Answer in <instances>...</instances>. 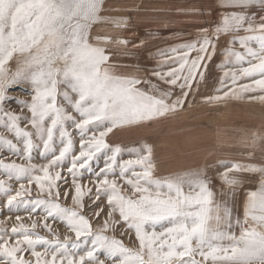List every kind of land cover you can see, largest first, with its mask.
<instances>
[{
    "label": "snow or ice",
    "instance_id": "snow-or-ice-1",
    "mask_svg": "<svg viewBox=\"0 0 264 264\" xmlns=\"http://www.w3.org/2000/svg\"><path fill=\"white\" fill-rule=\"evenodd\" d=\"M215 9L216 22L194 39L149 53L154 66L137 64L125 74L109 46L134 57L129 41L92 35L97 24H127L101 15L104 0H0V129L12 137L0 135V197L18 222L0 227V264H264V161L224 165L225 193L204 169L158 177L151 145L124 159L125 149L107 139L114 129L191 107L189 97L202 87L213 89L202 97L206 104L264 103V0H216ZM17 88L31 100L11 96ZM13 102L27 113L11 110ZM260 142L257 133L247 141ZM9 156L23 163H6ZM244 174L259 179L244 193L241 217ZM85 177L95 190L82 185ZM70 194L74 208L60 202ZM22 212L42 216L53 238L37 232L35 221L23 224ZM57 222L74 241L60 239L50 227ZM117 226L121 235L134 234L137 249L116 238Z\"/></svg>",
    "mask_w": 264,
    "mask_h": 264
},
{
    "label": "rangeland",
    "instance_id": "rangeland-1",
    "mask_svg": "<svg viewBox=\"0 0 264 264\" xmlns=\"http://www.w3.org/2000/svg\"><path fill=\"white\" fill-rule=\"evenodd\" d=\"M216 0H104V11L101 15L107 19H126L127 24L117 28L112 23H101L93 26V37L101 39L109 37L115 40L117 37L129 41L127 51L135 53L134 57L125 55V49L109 46L111 62L120 66L117 71L125 74H134L137 64L143 68H151L156 61L149 59V53L155 54L157 49L168 48L178 43L192 40L196 36V30L200 27L214 24L217 20ZM185 13H195L194 15ZM200 13H211V15H200ZM157 34L155 38L151 34ZM173 33L183 35H170ZM221 38V43L225 40ZM145 40L142 47L133 48V44H139ZM219 50V46H218ZM221 57H217L219 60ZM14 70V69H13ZM140 75H148L141 72ZM219 75V73H217ZM211 87L201 88L195 98L189 97L191 107H186L176 115L168 116L150 123L125 128L114 129L109 134L108 142L119 145L123 149L124 159L133 158L128 155L130 151L143 144L151 145L156 162L158 177H169L179 173L189 172L194 169L206 170L212 187L217 191L227 193L228 187L222 183L220 176L226 171L224 165L236 163L245 164L264 161V142L251 147L247 141L253 133L264 136V103L258 101L229 100L219 104H206L202 97L211 94ZM15 99L30 101L31 97L25 95L17 88L10 93ZM11 110L17 114L24 115L27 110H21L14 102L9 105ZM0 135L12 138L10 134L0 129ZM252 154L251 159L249 154ZM0 155H4L0 152ZM15 160L17 163L23 161L16 157H7L5 162ZM228 161V163H227ZM38 163L43 160L37 158ZM62 175H67L66 171ZM235 175V173H230ZM0 178H3L0 176ZM258 177H249L244 174L245 183L238 189L240 200V215H243L244 193L247 190H255ZM13 183L14 187L15 182ZM82 185L92 187L94 182L85 177ZM27 187V185H26ZM67 187V185L63 186ZM33 196L37 189L33 185ZM219 198V197H218ZM65 207L74 208L71 194L69 199L60 201ZM87 204V198L85 199ZM104 209L103 216L107 212L106 201H98ZM6 201L0 197V227L8 228L17 226L16 214L12 213L8 218L7 209L4 207ZM95 207V205H93ZM87 212V207L85 208ZM99 211V209H98ZM24 217L21 221L30 227L35 221L38 227L35 229L41 235L52 239L53 236L44 230L41 225L42 216L28 217L26 213H20ZM91 217V214H89ZM94 228L96 219L92 218ZM50 227L63 241L65 238L75 240V234L62 223H50ZM112 235L113 233H108ZM115 235L117 239L123 240L126 246L137 249L139 242L134 234L121 235L117 226ZM42 251V248H37ZM24 258L34 260L30 253L25 252ZM107 264V262H106Z\"/></svg>",
    "mask_w": 264,
    "mask_h": 264
},
{
    "label": "crops",
    "instance_id": "crops-1",
    "mask_svg": "<svg viewBox=\"0 0 264 264\" xmlns=\"http://www.w3.org/2000/svg\"><path fill=\"white\" fill-rule=\"evenodd\" d=\"M227 163H228V161H227ZM234 163H236V161Z\"/></svg>",
    "mask_w": 264,
    "mask_h": 264
},
{
    "label": "bare ground",
    "instance_id": "bare-ground-1",
    "mask_svg": "<svg viewBox=\"0 0 264 264\" xmlns=\"http://www.w3.org/2000/svg\"><path fill=\"white\" fill-rule=\"evenodd\" d=\"M94 29V28H93ZM92 34H94V33H92Z\"/></svg>",
    "mask_w": 264,
    "mask_h": 264
}]
</instances>
